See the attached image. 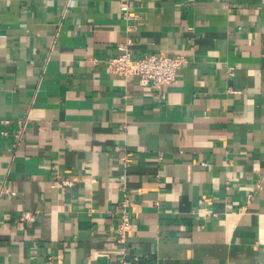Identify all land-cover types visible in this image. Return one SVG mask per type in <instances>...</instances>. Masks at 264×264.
<instances>
[{
	"label": "crops",
	"instance_id": "crops-1",
	"mask_svg": "<svg viewBox=\"0 0 264 264\" xmlns=\"http://www.w3.org/2000/svg\"><path fill=\"white\" fill-rule=\"evenodd\" d=\"M0 264H264V0H0Z\"/></svg>",
	"mask_w": 264,
	"mask_h": 264
},
{
	"label": "built area",
	"instance_id": "built-area-1",
	"mask_svg": "<svg viewBox=\"0 0 264 264\" xmlns=\"http://www.w3.org/2000/svg\"><path fill=\"white\" fill-rule=\"evenodd\" d=\"M127 18L135 19L136 13L127 12ZM118 53L108 59L111 72L122 77L138 76L141 85L151 86L160 99L166 97L163 89L164 84L176 81L178 70L185 63L186 58L182 55H171L167 52L146 53L141 56H133L129 41L117 45ZM28 127V121H18L16 137H21ZM251 197V195H250ZM120 221L117 226L119 241H124L131 224L128 219L127 202L118 208ZM22 220L35 218L34 213L24 212Z\"/></svg>",
	"mask_w": 264,
	"mask_h": 264
}]
</instances>
